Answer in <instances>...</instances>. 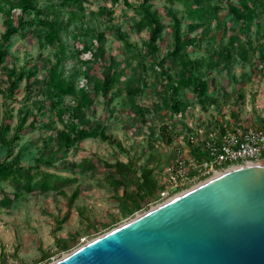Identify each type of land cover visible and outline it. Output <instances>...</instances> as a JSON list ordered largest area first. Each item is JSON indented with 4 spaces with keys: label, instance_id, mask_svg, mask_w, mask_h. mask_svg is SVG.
<instances>
[{
    "label": "rangeland",
    "instance_id": "374dc122",
    "mask_svg": "<svg viewBox=\"0 0 264 264\" xmlns=\"http://www.w3.org/2000/svg\"><path fill=\"white\" fill-rule=\"evenodd\" d=\"M16 1L0 0V36L6 28L2 8ZM128 1L132 6L123 0H78V16L52 45L41 44L44 28L33 13L26 15L30 24L11 38L1 66L32 75L23 77L11 94L7 76L0 71V121L10 116V129L0 132V160L14 159L26 167L25 178L38 179L45 171L65 176L68 182L62 191L40 192L0 181V264L57 260L210 174L241 164L203 169L205 151L193 153L199 142L220 141L226 132L264 129V1L246 29L230 14L239 0H149L163 24L156 52L148 48V29L138 22L136 7L142 0ZM195 3L204 6V17L188 16ZM37 4L41 19L68 18L61 0ZM12 10L14 17L20 12ZM173 16L181 20L182 37L194 36V41L165 60L167 79L157 62L172 50ZM81 27L88 33L79 32ZM83 42L89 47L86 51ZM61 52L66 56L61 58ZM184 56L193 62L190 82L179 86ZM107 65L119 78L106 97L96 94L76 117L67 108L72 95L64 96L57 109L50 106L46 85L52 66L74 82V89L85 86L93 92L92 82L104 76ZM201 80L206 91L199 97L194 86ZM18 116L27 129L9 152ZM64 123L103 130L110 139L87 137L65 147L58 135ZM178 161L182 175L170 182L169 173ZM103 162H131L135 177L148 172L155 191L133 208L122 192L125 186L132 193L135 180L131 184L125 177V185H112L117 171ZM15 193L11 204L2 203Z\"/></svg>",
    "mask_w": 264,
    "mask_h": 264
},
{
    "label": "water",
    "instance_id": "95a60500",
    "mask_svg": "<svg viewBox=\"0 0 264 264\" xmlns=\"http://www.w3.org/2000/svg\"><path fill=\"white\" fill-rule=\"evenodd\" d=\"M48 264H264V157L214 172Z\"/></svg>",
    "mask_w": 264,
    "mask_h": 264
},
{
    "label": "trees",
    "instance_id": "16d2710c",
    "mask_svg": "<svg viewBox=\"0 0 264 264\" xmlns=\"http://www.w3.org/2000/svg\"><path fill=\"white\" fill-rule=\"evenodd\" d=\"M78 0H61V5L64 7L65 11L69 14L68 18L52 17L41 19L39 15L42 14L41 8L37 4V0H17L14 6L10 5L7 8H2V14L5 19L6 28L0 36V71H2L8 80V92L13 93L17 88L18 82L23 77H30L31 73H25L23 69L19 72H16L14 68L8 70L4 66H1L2 62L5 59L7 54V49L10 44L11 38L16 34H19L30 21L26 18L27 14L33 13L37 17V21L44 28V34L41 44L42 45H52L56 41H60L61 31L68 28L73 18H76L78 14L75 11V3ZM168 2H173L174 0H167ZM264 0H239L237 5H232L230 7V14L234 16L237 21H240L241 25L248 29L249 22L254 19V16L257 15L258 7L263 4ZM124 5L132 6L128 0H123ZM203 5L195 3L193 8L188 9V16L192 19L197 17H204L205 9ZM13 8L19 9V14L16 17L13 16ZM139 14V25L145 27L149 31L148 37V48L152 52L159 50L158 42L162 40V31L163 24L161 23L157 14L150 9L149 0H142L140 4L136 7ZM82 17V14L81 16ZM173 22L171 24V33H172V50L167 51L164 57H162L158 62V71L160 75L168 79V72L164 67L165 60L172 56L174 53L182 50V48L187 43H193V37H182L180 29V18L173 16ZM79 32L88 33V28H80ZM122 39L125 37L120 36ZM188 39V42H187ZM83 49L86 51L88 48L86 43L83 42ZM128 44V43H127ZM66 55L64 52L60 53V57L63 58ZM180 58V63L182 70L178 73L180 78L177 81L179 86L187 85L190 82V65L193 63L190 59L184 56ZM262 63L264 65V49L261 56ZM186 77V78H185ZM118 73L110 66L105 67V73L102 78H96L91 85L93 92H90L85 86H81L77 89H74V82L63 75V72L59 71L56 66H52L49 69L48 81L46 85L47 96L50 100V106L53 109H57L59 105L62 104L63 97L72 95L73 100L70 105L67 107L68 110H71L72 116H78L82 108L89 107L93 98L96 94L101 93L103 96H107L109 91L113 88L116 81L118 80ZM194 90H196L197 95L200 97L206 91V82L204 80L198 81ZM200 100V99H199ZM172 108H178L177 104H172ZM10 116L4 117L0 121V132L6 133L10 129ZM17 124L12 134L11 141L9 142V152H12L14 142L21 138L22 132H24L27 127L23 124L22 116H18ZM59 138L64 141L65 147H68L73 141L81 140L87 137L98 136L101 139L109 140L110 137L103 130H94L90 127L77 126L75 124L64 123L62 129L58 131ZM193 153L195 155L204 154L201 146L196 145L193 148ZM264 156V153H263ZM104 165L110 168H114L118 174L117 178H112V185H125V177L130 178L129 182L132 184L135 180L132 193H129L127 187L124 186L122 196L128 197L129 200L133 203V208H138L141 202L146 198L150 197L155 189L156 185L151 180L147 171L143 170L139 177H135V171L132 168V163L122 164L120 162H115L109 164L103 162ZM90 165V164H89ZM24 166L15 162L14 159H2L0 160V181H8L10 184H18L22 191H31L36 189L40 192H47L51 190L62 191V187L68 182V178L61 176L52 172H40L38 179H31L30 177H24L23 172L25 171ZM27 170V169H26ZM17 193L14 194L12 198L6 197L3 198L2 203L4 205L11 204Z\"/></svg>",
    "mask_w": 264,
    "mask_h": 264
},
{
    "label": "built area",
    "instance_id": "2783aa9c",
    "mask_svg": "<svg viewBox=\"0 0 264 264\" xmlns=\"http://www.w3.org/2000/svg\"><path fill=\"white\" fill-rule=\"evenodd\" d=\"M194 137V134L190 135L191 142H194ZM198 144L205 151V155L201 160V166L205 170L224 166L225 164L241 163L239 165H244L257 162L263 158L264 129L248 128L233 133L226 132L220 141L211 139ZM182 171V162L178 161L169 173L170 182H176L177 178L182 175Z\"/></svg>",
    "mask_w": 264,
    "mask_h": 264
},
{
    "label": "bare ground",
    "instance_id": "6f19581e",
    "mask_svg": "<svg viewBox=\"0 0 264 264\" xmlns=\"http://www.w3.org/2000/svg\"><path fill=\"white\" fill-rule=\"evenodd\" d=\"M251 163H255V162H251ZM251 163H248V164H251ZM236 166H239V165H236Z\"/></svg>",
    "mask_w": 264,
    "mask_h": 264
}]
</instances>
